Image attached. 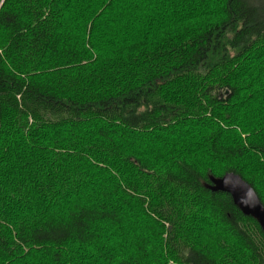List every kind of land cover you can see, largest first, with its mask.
<instances>
[{
    "label": "trees",
    "instance_id": "16d2710c",
    "mask_svg": "<svg viewBox=\"0 0 264 264\" xmlns=\"http://www.w3.org/2000/svg\"><path fill=\"white\" fill-rule=\"evenodd\" d=\"M264 0H0V264H264Z\"/></svg>",
    "mask_w": 264,
    "mask_h": 264
},
{
    "label": "water",
    "instance_id": "95a60500",
    "mask_svg": "<svg viewBox=\"0 0 264 264\" xmlns=\"http://www.w3.org/2000/svg\"><path fill=\"white\" fill-rule=\"evenodd\" d=\"M206 187L213 192L221 191L229 194L234 205L245 216L256 220L264 234V206L253 188L238 174L225 173L221 177L209 175Z\"/></svg>",
    "mask_w": 264,
    "mask_h": 264
}]
</instances>
